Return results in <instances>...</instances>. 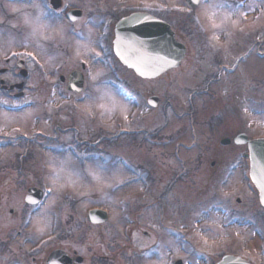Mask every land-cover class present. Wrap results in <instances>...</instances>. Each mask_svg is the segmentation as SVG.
Listing matches in <instances>:
<instances>
[{"label":"rangeland","instance_id":"374dc122","mask_svg":"<svg viewBox=\"0 0 264 264\" xmlns=\"http://www.w3.org/2000/svg\"><path fill=\"white\" fill-rule=\"evenodd\" d=\"M3 1L0 20L4 17L9 25L0 29V77L6 83L25 80L22 90L0 89V203L5 213L9 207H20L28 185L44 186L46 191L51 189L43 207L47 250L77 248L89 258L90 248L97 255L113 254L126 243L122 257L127 260L135 257V243H139L143 251L147 249L139 256L140 264H165L167 257L203 264L222 251L264 264V220L259 219L264 210L246 176L248 161L242 153L247 147L232 141L239 131L264 135V54L255 53L257 46L264 47V0H242L244 9L235 8L234 15L226 6L217 10L218 28L204 15V7L198 6L195 13L183 8L177 17L188 18L190 28L177 26L176 30L188 46L186 54L178 66L150 79L137 76L118 61L112 65L114 74L110 73L112 66L94 56L98 52L95 40L67 33L71 24L64 20L54 22L43 16L50 27L33 34L24 21L46 14L34 6L40 5L37 1L9 3L12 15H4L8 5L4 7ZM68 1L90 3L88 7L95 2ZM27 6L32 8L26 11ZM25 42L27 49L20 46ZM25 50L35 53L38 63L23 58L28 68L23 78L15 65L21 57L12 52ZM82 57L93 62L85 88L68 91L59 75L80 67ZM239 57L243 59L229 71ZM111 79L122 89L110 85ZM122 92L131 94L135 103ZM152 93L159 96L155 106L146 101ZM106 95L117 103L99 99ZM99 103L108 107L102 109ZM10 104L22 107L6 108ZM120 128L141 133L114 136ZM101 130L114 135L97 144L95 148L102 151L99 156L87 158L71 149L74 133L94 140ZM46 135L64 148L49 144ZM157 135L162 136L158 141L151 139ZM225 136L231 138L227 144L220 142ZM231 164L236 165L234 169ZM137 166L145 168L146 176ZM98 204L109 210V218L91 223L86 210ZM234 210L244 211L243 216L228 223ZM255 213L258 217L247 219ZM17 246L15 241L5 252L6 264ZM149 248L158 251L149 255ZM115 257L93 263L127 264L119 261L120 255Z\"/></svg>","mask_w":264,"mask_h":264},{"label":"flooded vegetation","instance_id":"af4514ba","mask_svg":"<svg viewBox=\"0 0 264 264\" xmlns=\"http://www.w3.org/2000/svg\"><path fill=\"white\" fill-rule=\"evenodd\" d=\"M31 2L32 0H27ZM34 1V0H33ZM37 1L42 9L46 12L43 19L50 21H66L71 24L70 27H66L67 33H72V35H77L82 38L86 36H91L94 42V46L97 47V53L100 52L101 58H104V61L108 60L110 54V48L112 46V41L114 39V27L118 19L127 16L135 11H147L163 20L173 24H185L189 22L188 18H178L179 12H183V8L187 11L194 13L197 10L198 6H189L187 0H99L91 3V6L88 7V4L82 3H71L68 0H35ZM34 1V2H35ZM94 1V0H93ZM13 2L12 0H4L3 6L8 5V9L4 12V15H12V10L9 6V3ZM203 4H207L202 0ZM83 4V5H82ZM1 5V4H0ZM116 8L114 12H111L110 7L120 6ZM146 5H151V7H146ZM32 7L27 6L26 11H29ZM70 8H79V11L72 13V19H68L67 10ZM2 16L3 11L1 10ZM193 15V14H192ZM1 18V17H0ZM8 20V18H6ZM112 23V28L111 27ZM79 24V25H77ZM9 24L4 20V17L0 20V29L6 27ZM99 29L102 31V34L99 35ZM96 56V53H94ZM95 58V57H94ZM93 58V59H94ZM83 62L81 60L80 67L82 66L84 72V80H87V69L88 62L85 63L83 67ZM77 68V67H74ZM72 68V69H74ZM71 72V71H69ZM1 79V77H0ZM5 82V81H4ZM11 82L7 83L10 84ZM1 85V84H0ZM6 89V88H4ZM29 186V185H28ZM27 186V188H28ZM251 189H254L252 183L249 184ZM26 188V191H27ZM26 192L24 193L20 207L12 206L9 207L7 213L3 210L0 203V264H6L8 259H5V252L13 247V243L17 242V253L15 255H10L9 262L11 264H49L47 260L48 253L57 247H51L47 250L45 243L44 231L41 232L39 229H44L43 224V207L45 205V199H42L36 203H30L25 200ZM1 201V200H0ZM19 202V201H18ZM247 213L250 210H246ZM239 210H234L233 214L239 215ZM244 212V211H241ZM240 212V213H241ZM252 212V210H251ZM15 213V214H14ZM15 221H14V216ZM251 215V214H250ZM258 217V214H252ZM258 219V218H257ZM261 219V216L260 218ZM39 221V223H38ZM144 234L146 231H143ZM137 244V245H136ZM137 248L134 250V258L122 257L123 252L127 249L128 244H120L118 250H113V254H103L97 255L94 253L93 249L90 248V254L92 257H86L85 254L79 253L77 248L61 247L66 251L70 258H57L53 259L54 264H94V260L97 262L112 261L115 260V254L120 255L119 261L125 260L127 264H140V254H141V244L135 243ZM194 246V245H193ZM191 254L195 255V250L190 251ZM232 252V251H229ZM224 253V252H223ZM222 253V254H223ZM221 254V255H222ZM77 255H82L79 259L75 257ZM94 255L97 256L94 259ZM165 264H190L189 259L186 257H175V258H166L163 259ZM197 261V260H195ZM217 261L216 259H209L204 261L203 264H214ZM254 264L251 260H249ZM9 263V264H10Z\"/></svg>","mask_w":264,"mask_h":264},{"label":"water","instance_id":"95a60500","mask_svg":"<svg viewBox=\"0 0 264 264\" xmlns=\"http://www.w3.org/2000/svg\"><path fill=\"white\" fill-rule=\"evenodd\" d=\"M114 39V51L119 59L134 68L137 74L144 77H152L160 74L171 66H176L185 54V45L175 37L171 26L164 20L147 12L138 11L121 18L116 24ZM140 49L139 52L134 49ZM159 57L160 59H157ZM127 60V62H125ZM22 61L18 62L21 65ZM25 76L24 68L20 70ZM143 73V74H141ZM83 84L81 72L74 70L69 75V89H81ZM21 88L23 81L10 85ZM157 95H151L149 102L156 103ZM245 134L240 133L235 140H245ZM248 155L250 158V174L258 190L261 202V189L259 184L264 182V137L246 139ZM227 142L228 138L222 139ZM26 199L29 197L36 201L42 194V190L34 186L29 187ZM262 203V202H261ZM264 205V203H262ZM107 212L101 208L91 209L88 217L93 222L105 219ZM67 257L62 249L52 250L48 256L51 264L54 260ZM54 259V260H53ZM216 264H249L244 258L234 254H225Z\"/></svg>","mask_w":264,"mask_h":264},{"label":"snow or ice","instance_id":"6c2138e0","mask_svg":"<svg viewBox=\"0 0 264 264\" xmlns=\"http://www.w3.org/2000/svg\"><path fill=\"white\" fill-rule=\"evenodd\" d=\"M195 3L197 6H202L204 7V15L210 20L212 21V27L213 28H218L220 27V25L216 24L215 23V18L217 17L218 15V12L217 10L219 9H223L225 7V4L224 3H219V2H210V3H207V4H203L202 3V0H195ZM35 7H39V5H34ZM146 7H151V5H146ZM13 11H18V9H13ZM46 15L45 13L41 12L40 16H37L35 17L34 19H29L28 17H25V24H28L30 27H32L33 29V34L35 33H38V32H42V30L46 29V28H49L50 25L46 24L43 22L42 20V17ZM231 17L230 16H227L225 17V19H230ZM197 20L199 21L200 20V17L197 16ZM221 23H223V20L221 21ZM52 31H56L55 28L52 29ZM44 39H49L48 36H45ZM213 39H218V37H213ZM11 41L9 42V45L11 46ZM22 48L24 49H27L29 47V44L28 43H22L20 45ZM41 51H43V49H41ZM134 51L136 52H139L140 49H134ZM79 55V53H77ZM101 54L100 53H96V56H100ZM12 56H15V57H22V58H25V59H29L30 61L32 62H35V63H38V61L36 60V55L35 53L31 52V51H23V52H15L13 51L12 52ZM157 59H160L159 57H157ZM127 62V60L125 61ZM85 63H87V61H85ZM41 67H43V65H41ZM143 74V73H141ZM93 79H95V77H93ZM77 91H79V89H77ZM99 99L101 101H104V100H108L110 103H112L113 105H115L117 102L115 101V99L113 97H110V96H101L99 97ZM4 103H7V101H5ZM100 108L104 109V108H107L108 107V104L107 103H99L98 105ZM245 111H247L245 109ZM264 114V113H262ZM93 176L95 179L99 180L100 177L97 176L95 173H93ZM59 173H57V179H59ZM69 181H71V177L68 178ZM123 181H121L122 183ZM53 183H56V181L54 180ZM259 187L261 189V193H262V196H261V202L264 203V182H261L259 184ZM49 192L51 191V189L48 190ZM29 202L30 203H36V201L32 200L30 197H29ZM39 223V221H38ZM41 232L44 231L43 228H40L39 229Z\"/></svg>","mask_w":264,"mask_h":264},{"label":"trees","instance_id":"16d2710c","mask_svg":"<svg viewBox=\"0 0 264 264\" xmlns=\"http://www.w3.org/2000/svg\"><path fill=\"white\" fill-rule=\"evenodd\" d=\"M113 135H114V133H113V134H110V133L105 132V131H100L99 134H98L97 139H98L99 141H104V142H105L107 137H113ZM114 136H117V137H118V134L116 133V135H114ZM87 140H88V142L85 143V146H86L87 149L90 150V147H89L88 144L93 145V142H94V141H91L90 139H87ZM92 150L95 151V155H96V153H97V149H92Z\"/></svg>","mask_w":264,"mask_h":264}]
</instances>
